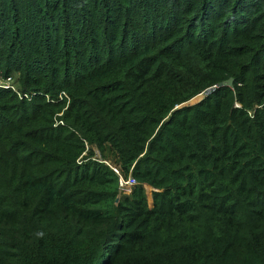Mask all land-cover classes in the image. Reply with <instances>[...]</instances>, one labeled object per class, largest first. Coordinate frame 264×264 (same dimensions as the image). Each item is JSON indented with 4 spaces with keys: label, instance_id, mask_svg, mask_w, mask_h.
Masks as SVG:
<instances>
[{
    "label": "trees",
    "instance_id": "trees-1",
    "mask_svg": "<svg viewBox=\"0 0 264 264\" xmlns=\"http://www.w3.org/2000/svg\"><path fill=\"white\" fill-rule=\"evenodd\" d=\"M13 73L0 264H264V0H0Z\"/></svg>",
    "mask_w": 264,
    "mask_h": 264
},
{
    "label": "rangeland",
    "instance_id": "rangeland-1",
    "mask_svg": "<svg viewBox=\"0 0 264 264\" xmlns=\"http://www.w3.org/2000/svg\"><path fill=\"white\" fill-rule=\"evenodd\" d=\"M19 76H20V74H18V73H13L12 75H10V76H8L7 78H3L1 75H0V89H4V90H11V91H14L18 96H19V98L20 99H27V100H29V98L28 97H30V95L28 94V96H23L24 94H20L19 93V89H18V87H17V83H16V81L18 80V78H19ZM208 91H210V90H207V92H204L203 94H200L199 96H197L196 98H194V100H192L193 101V103L194 102H196L197 100H201V99H203L204 97H206L208 94ZM63 93V92H62ZM61 93V94H62ZM60 94V96H59V100L61 101L62 99L60 98V97H63L64 98V96L63 95H61ZM207 94V95H206ZM27 95V94H26ZM33 95H36V94H32L31 95V97L33 96ZM48 99H49V97H48ZM192 101H190V102H188V103H186V104H183V105H181V106H179L178 108H182V106H187L189 103H191ZM58 102V101H57ZM63 114L62 113H59L58 114V116H62ZM60 122H62V121H58L56 124L58 125H60ZM62 125V124H61ZM98 158V157H97ZM131 192H132V190H130V189H128V190H126L124 193L125 194H131ZM148 198L149 199H151V196H148Z\"/></svg>",
    "mask_w": 264,
    "mask_h": 264
},
{
    "label": "built area",
    "instance_id": "built-area-1",
    "mask_svg": "<svg viewBox=\"0 0 264 264\" xmlns=\"http://www.w3.org/2000/svg\"><path fill=\"white\" fill-rule=\"evenodd\" d=\"M61 95L68 98L67 94L64 92ZM23 96H28V95L24 94ZM28 98L30 99V97ZM60 98L63 99V97ZM60 124L64 125L63 122H60ZM113 170L118 174L117 169L113 168ZM137 184H138L137 181L132 176H129V178L126 180L121 178L119 182V185L123 190H128V189L132 190L135 186H137Z\"/></svg>",
    "mask_w": 264,
    "mask_h": 264
},
{
    "label": "water",
    "instance_id": "water-1",
    "mask_svg": "<svg viewBox=\"0 0 264 264\" xmlns=\"http://www.w3.org/2000/svg\"><path fill=\"white\" fill-rule=\"evenodd\" d=\"M220 86H221V87H230V88H233V86H234V79L231 78L230 80L221 83ZM208 93H210V91H208ZM208 93H207V94H208ZM207 94H206V95H207ZM182 107H183V106H182Z\"/></svg>",
    "mask_w": 264,
    "mask_h": 264
},
{
    "label": "clouds",
    "instance_id": "clouds-1",
    "mask_svg": "<svg viewBox=\"0 0 264 264\" xmlns=\"http://www.w3.org/2000/svg\"><path fill=\"white\" fill-rule=\"evenodd\" d=\"M40 235L42 236L43 234L41 233Z\"/></svg>",
    "mask_w": 264,
    "mask_h": 264
}]
</instances>
